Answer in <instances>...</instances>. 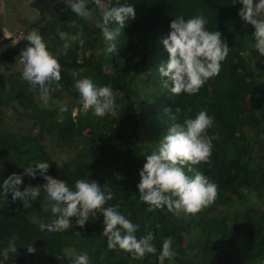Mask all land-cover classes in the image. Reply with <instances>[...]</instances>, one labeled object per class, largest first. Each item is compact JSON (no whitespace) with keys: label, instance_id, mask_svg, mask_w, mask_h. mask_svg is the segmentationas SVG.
<instances>
[{"label":"trees","instance_id":"1","mask_svg":"<svg viewBox=\"0 0 264 264\" xmlns=\"http://www.w3.org/2000/svg\"><path fill=\"white\" fill-rule=\"evenodd\" d=\"M106 7L131 4L135 7V19L126 21L115 41H106L102 31L96 27L95 19L100 17L96 9L94 21L78 17L64 0H34L33 7L43 18L38 28L50 51L62 45L57 28L72 35L82 33L79 41L73 43L66 57H59L61 80L72 95L79 99L75 82L91 78L97 86L110 84L116 93L117 117H97L91 111L85 112L81 105L68 106V112L59 118V110L42 109L29 92L27 82L15 76L4 92L7 101L18 100L30 110L39 122L42 132L53 133L62 145L76 140L88 142L95 154L94 159H75L53 164L42 148L39 138L28 134L9 137L0 132V185L12 173L23 175L24 168L46 162L50 166L48 175L67 182L74 189L77 179L96 180L105 193L111 192L114 199L105 207L120 205L119 211L138 224V238L152 232L157 254H148L142 261L133 260L129 253L109 251L107 237L103 235V215L99 211L89 216L83 228L76 224V217L70 218L72 227L67 231L41 232L39 224L31 222L29 215L40 213L46 223L55 217L45 210L39 201H30L32 207L24 208L22 200L12 199V194L3 195L0 187V251L8 246L9 239L17 236L16 254H10L5 264H72L63 257L64 247L73 248L78 255L88 253L89 264H159L158 255L164 238L173 237L172 250L175 259L164 264H194L184 261L189 247L196 255L207 259L210 264H232V257L219 254L221 246H231L237 235H247L252 243L245 253L246 264H264V210L254 216L246 226L235 220L230 227L196 223L201 238L190 242L191 226L180 217L163 210L147 211L148 205L139 200L138 183L146 155L145 148L138 142V132L144 116L139 102L134 97V86L147 81L153 89L151 95L156 104L152 112L158 122L157 132L169 130L174 123H183L195 118L202 110L214 120L208 129L213 139L212 167L207 164L194 166L219 185V196L215 203L233 198L234 190L245 189V196L255 193L264 200V177L249 163L252 155L264 145V55L255 47V28L239 15L242 4L232 0H104ZM255 3V0H254ZM90 9L95 5L89 4ZM203 14L208 20L210 31L218 30L226 39L230 52L218 76L209 79L195 95L182 93L171 95L165 89L159 76V66L169 58L162 40L170 33V23L183 16L185 19ZM119 24H109L115 30ZM31 30V29H30ZM28 30V32L30 31ZM24 39L10 47L3 55L6 63H17L16 57L27 45ZM115 43L116 49L109 53L107 47ZM253 49L259 61V74L254 78L243 64L242 53ZM53 83V82H52ZM6 87L3 85V89ZM1 91V89H0ZM1 96V92H0ZM179 105V113L167 114L162 103ZM164 120L160 121V117ZM174 118V119H173ZM155 121V120H154ZM248 129V130H247ZM186 173L191 176L193 173ZM46 183L37 170L36 178L23 175L21 191L29 185ZM193 219V218H191ZM33 245L35 253L27 251ZM2 259V257H0Z\"/></svg>","mask_w":264,"mask_h":264},{"label":"clouds","instance_id":"2","mask_svg":"<svg viewBox=\"0 0 264 264\" xmlns=\"http://www.w3.org/2000/svg\"><path fill=\"white\" fill-rule=\"evenodd\" d=\"M64 2L73 13L86 21L93 19L96 9H99L100 17L95 19V23L106 41H115L126 21L136 17L135 7L131 4L106 7L104 0ZM90 3L95 5V8L90 9ZM232 3L243 5L239 15L254 26V37L257 41L255 47L264 55V0H258V3H254V0H232ZM113 21L117 22L119 27L110 30L109 24ZM207 24L208 20L202 13L188 19L183 16L176 17L170 23L171 31L162 40L169 58L159 66L158 72L163 87L168 89L171 95H195L209 79L219 75L230 47L223 34L218 30H208ZM57 34L62 45L53 52L49 50L39 29L32 28L25 36L27 45L16 57L17 65L22 66L21 79L38 90L40 98L44 101L42 107L45 108L48 107L47 102L50 99L49 85L57 82V87H62L58 83L62 70L59 57H66L73 43L79 41L81 46L84 43L81 39L82 33L72 35L57 28ZM115 49V43L107 47L109 53ZM75 88L79 93L82 110L91 111L93 115L101 118L106 115L117 117L116 93L110 84L97 86L91 78H83L75 82ZM58 110L59 118L63 119V114L69 109L66 103H59ZM164 111L169 114L173 110L169 107ZM179 111L177 107L175 112ZM213 123L214 120L205 110L200 111L195 118H187L183 123H174L151 154L147 155V162L139 173L141 179L137 185L139 200L149 206L147 211L154 212L166 207L168 212L177 217L181 213L194 216L215 203L219 196V185L204 172L194 170V166L202 163L212 167L213 139L216 137L209 136L207 130ZM50 166L46 162H39L35 166L24 168L23 175L32 178H36L39 170L46 181L42 185H29L21 191L23 175L18 173H12L0 185L3 195L8 196L11 193L13 201H23L24 208L32 207L30 201L36 200L43 189L46 193L45 199L52 202L50 211L55 218L49 223L41 222V232L67 231L72 227V217H76V224L83 228L89 221V216L99 211L104 217L103 235L107 237L109 251H123L129 253L133 260L141 261L148 254H157L152 232L138 238L136 233L140 226L119 211V204L105 207L108 201L114 199L113 193H105L96 180L90 179H77L74 189L70 188L66 181L48 175ZM185 167L187 172L193 175L189 176ZM252 200H256L255 193L252 194ZM17 239V236H12L8 246L0 251V264H5L10 254L17 253ZM172 244V236L164 238L158 255L159 264H164L166 259H175L176 253L172 250ZM26 248L29 253L36 251L31 244ZM72 264H89L88 253L76 255Z\"/></svg>","mask_w":264,"mask_h":264},{"label":"rangeland","instance_id":"3","mask_svg":"<svg viewBox=\"0 0 264 264\" xmlns=\"http://www.w3.org/2000/svg\"><path fill=\"white\" fill-rule=\"evenodd\" d=\"M34 0H0V132L9 137L20 134H28L39 138L42 148L48 153L50 161L53 164H60L63 162H70L75 159H94L95 154L90 149L88 142L84 140H76L71 144L62 145L57 136L53 133L42 132L39 122L35 119L34 114L27 110L20 101L5 99L4 92L9 88L11 78L15 76L21 78L22 66L17 63L9 64L3 59L4 53L13 45L25 39L26 33L32 28H41L43 26V18L39 12L33 7ZM258 3V0H255ZM94 18L89 20L93 22ZM243 64L247 68L249 74L254 78L258 75L257 65L259 61L254 55L253 49H249L242 53ZM62 87H57V82H53L50 87V99L48 100V107H42L44 101L40 98L38 90L27 82V86L34 101L42 109L54 111L58 108L59 103H66L71 108H74V113H77V107L80 106L79 99L75 98L72 93L66 88L64 83L58 82ZM3 85L6 87L3 89ZM152 86L145 80L134 86V97L139 102V109L144 116L141 127L138 132V142L145 148L146 155L144 164L147 162V155L157 146L159 140L168 133L169 130L157 132L155 118L152 109L155 106V100L152 99ZM165 108L172 110L179 105L172 102L162 103ZM160 121L164 117L159 118ZM155 120V121H154ZM248 130V129H247ZM143 164V166H144ZM249 165L258 170L259 174L264 177V145L262 149H257L252 155V161ZM187 168V167H186ZM99 183V182H98ZM42 185V184H41ZM100 185V183H99ZM38 186V185H35ZM33 186V187H35ZM101 186V185H100ZM244 188L234 190V197L214 203L210 207L205 208L202 212L196 215L179 216L187 221L191 226L190 242H194L201 238V233L196 230V223L223 225L230 227L235 220H240L243 225L246 224L256 216L260 210H264V200L256 196L255 202L252 197L247 198ZM46 193L41 190L37 201L47 210H50L51 201L45 199ZM45 199V200H44ZM193 218V219H191ZM31 222L39 224L46 223L45 216L40 213H33L29 215ZM252 243L251 238L245 235H237L234 243L231 246H221L219 254L226 253L232 257V264H246L245 253L249 245ZM78 255L73 248L64 247L62 256L71 260ZM184 261L194 264H210V262L201 255L193 252L189 247Z\"/></svg>","mask_w":264,"mask_h":264}]
</instances>
